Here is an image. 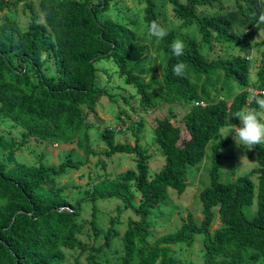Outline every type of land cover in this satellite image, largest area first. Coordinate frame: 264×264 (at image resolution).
<instances>
[{
	"label": "trees",
	"instance_id": "16d2710c",
	"mask_svg": "<svg viewBox=\"0 0 264 264\" xmlns=\"http://www.w3.org/2000/svg\"><path fill=\"white\" fill-rule=\"evenodd\" d=\"M20 1L0 0V9L17 7ZM167 1L182 20L179 27L196 23L202 36L196 39L186 35L181 56L174 55L170 47L177 40V30L167 29L163 39L147 34L152 22L162 26L158 0H146V28L142 33L130 25L132 20L118 16L112 19V15L101 17L100 6L107 10V1L98 6L81 0H39L41 15L27 1L25 10L31 13L27 28L15 20L0 22V111L25 130L22 145L30 138L53 143L76 142L82 152L92 155L95 150L87 113L95 112L98 101L105 95L115 100L99 81V61L113 60L120 74L136 87L145 107H156L159 100L181 99L185 103L194 100L197 104L184 114L181 123L174 115L157 120L154 141L162 150L165 163L152 179H149L148 149L141 146L139 137L135 145H128L117 142L115 132L107 127L100 133L107 156L116 153L137 156L133 180L141 199L136 202L127 184V174L121 175L115 190L99 191L91 197L90 225L99 236L96 203L100 198L117 196L138 216L129 220L122 236L121 264H180L174 246L193 245L196 234L204 235L207 264H264L263 143L252 148L257 167L234 181H224L220 178L221 149L232 138L215 142L211 181L200 192L202 221L198 224L189 213L176 231L159 236L153 243L149 241L154 210L166 201L171 190L184 193L189 166L203 160L208 143L223 128L241 126L235 117L238 111L246 107L262 111L247 101L250 89H264V49L258 81L252 83L247 51L249 35L237 29L239 26L247 31L258 24L259 14L264 11L260 0H234L235 8L227 14L198 13L199 7L208 4L212 7L217 0ZM202 42L212 49L215 42L228 43L239 54L210 60L202 50ZM151 47L157 49L158 56L162 54L160 78ZM16 48L21 56L18 65L11 60ZM44 51L52 53L54 76L43 72ZM178 63L186 66L182 76L173 73ZM30 69L36 73V79L30 75ZM219 83L220 87L216 85ZM233 84L242 87L240 92L236 93ZM222 95L225 98H220ZM228 99H233L230 104ZM124 100L128 102L127 98ZM15 154L11 150L6 158L0 156V264H65L67 250H78L80 255L88 251L87 264H100L97 253L111 246L117 232L111 226L104 234L103 244L89 246L80 237L85 228L79 220L81 200L70 202L64 196L65 187L56 185L57 176L72 168L80 169L89 161L64 160L54 166L40 159L38 166H30L15 164ZM217 217L223 225L212 233ZM76 264H81L80 256L76 257Z\"/></svg>",
	"mask_w": 264,
	"mask_h": 264
},
{
	"label": "rangeland",
	"instance_id": "374dc122",
	"mask_svg": "<svg viewBox=\"0 0 264 264\" xmlns=\"http://www.w3.org/2000/svg\"><path fill=\"white\" fill-rule=\"evenodd\" d=\"M15 0H5V2H13ZM31 1L36 11L41 15L39 0H21L17 7L1 8L0 22L3 20H15L23 28L29 25L31 16L30 10H25V4ZM100 6L103 2L108 3V9L100 11L101 17L126 19L131 21L132 27L138 33H142L146 24L144 21V7L146 0H81ZM264 6V0H260ZM214 5V4H213ZM158 11L162 26L167 30L173 28L177 30V39L181 40L185 46L184 38L190 35L192 38L200 39L197 24H188L182 27V20L177 18L173 12V6L167 0H158ZM235 8L234 0H217L215 5L210 4L198 8L199 14H214L218 11L227 14ZM130 22V23H131ZM237 29L249 35L250 46L247 51L250 53L251 82L258 81V71L261 64V52L264 49V28L258 23L251 30L245 31L237 26ZM202 50L208 59L227 58L239 54L234 46L228 43L215 42L214 49L209 44L201 43ZM18 48L11 56V60L18 65L21 56L17 55ZM150 53L157 61L156 74L160 78L163 72L161 62L162 54L158 56L157 49L151 47ZM41 62L43 63V72L48 76L56 74V65L52 53L42 52ZM99 72L98 78L102 86L115 96V100L105 95L98 103L95 112L88 111L87 120L89 123V132L92 138V146L95 153L86 155L77 146L76 142L71 143H53L41 141L37 138H30L22 145V138L25 130L18 124H15L9 117L0 111V135L3 139L0 141V156L6 158L11 150H15L16 163H24L30 166H38L40 159L47 165H59L64 160H86L88 165H84L80 169H70L61 177L57 176L58 186H64V196L70 202L81 200L82 215L80 222L85 224V228L81 233V238L86 239L89 246H99L105 242V232L113 226L117 232L111 242V246L104 248L97 254L100 264H121L124 255V246L122 236L127 229L130 219H138L135 212L124 206L123 201L117 196L100 198L97 201L99 214V228L101 234L96 236L90 225L92 214L91 197L99 191H110L117 188L118 180L121 175L127 174V184L130 190L135 194L136 202L141 199L140 193L135 188L133 176L137 173V156L135 154L116 153L113 156H107L105 142L100 138V133L107 127L115 132V140L117 142L126 143L128 145L136 144V137H139L141 146L148 149V158L150 160L149 179H152L157 171L165 163V156L160 147L154 141V129L157 120L174 117L181 123L184 114L196 105L194 100L185 103L181 99H172L168 102L159 100L156 107H145L141 103V95L137 92L136 87L128 82L118 71L117 65L110 59H103L98 62ZM30 75L36 79V73L30 69ZM149 76H147L148 79ZM218 87L221 83L216 84ZM234 85V84H233ZM235 91L240 92L242 87L234 85ZM253 87H255L252 84ZM257 88V87H255ZM213 93L215 91L213 90ZM226 93V89H223ZM225 98L222 95L220 98ZM128 99V102L124 100ZM233 99H228L230 104ZM261 115L264 116V110ZM239 127V126H238ZM233 129V128H232ZM231 128H223L207 145L203 160L196 164L190 165L187 173V188L184 193L179 194L171 190L168 198L158 208L154 210V214L150 217L153 225L150 229L149 241L153 243L159 236L174 232L186 221L189 213H192L194 219L199 224L203 219V205L200 200L201 190L208 186L211 181V167L213 159V147L215 142L231 137L232 141L228 146L221 149V171L220 178L224 181H234L238 177L249 172L258 166L257 156L252 153V148L247 149L238 146L233 139L234 132H229ZM229 132V134L224 137ZM224 137V138H223ZM264 144V143H263ZM134 173H130V172ZM253 178L257 182V175ZM253 208H256L254 202ZM114 219L113 225L111 221ZM223 224L217 217L212 225L211 232L221 227ZM204 235L196 234L193 245H177L174 246L176 258L180 264H207L205 259V247L203 243ZM67 259L65 264H76V257L80 256L81 264H87V252L80 255L78 250H67Z\"/></svg>",
	"mask_w": 264,
	"mask_h": 264
},
{
	"label": "clouds",
	"instance_id": "9594fccd",
	"mask_svg": "<svg viewBox=\"0 0 264 264\" xmlns=\"http://www.w3.org/2000/svg\"><path fill=\"white\" fill-rule=\"evenodd\" d=\"M258 23L264 24V11L259 14ZM147 34L157 39H163L167 34V30L156 22H152L147 28ZM172 53L176 56H181L184 53V44L181 40L177 39L170 45ZM185 65L178 63L173 67V73L176 76L184 74ZM247 103L251 105L255 103L259 109L264 110V95L253 94L248 98ZM240 120L241 126L231 129L229 132H234L233 139L238 146L251 149L256 145L264 143V116L257 112L255 108L246 107L241 109L235 114ZM229 132L224 135L226 137ZM223 137V138H224Z\"/></svg>",
	"mask_w": 264,
	"mask_h": 264
},
{
	"label": "built area",
	"instance_id": "2783aa9c",
	"mask_svg": "<svg viewBox=\"0 0 264 264\" xmlns=\"http://www.w3.org/2000/svg\"><path fill=\"white\" fill-rule=\"evenodd\" d=\"M249 91L251 92V95H253V94H262V95H264V89L252 88Z\"/></svg>",
	"mask_w": 264,
	"mask_h": 264
}]
</instances>
